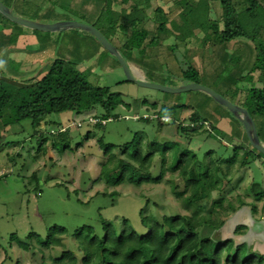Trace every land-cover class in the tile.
<instances>
[{
    "label": "rangeland",
    "instance_id": "rangeland-1",
    "mask_svg": "<svg viewBox=\"0 0 264 264\" xmlns=\"http://www.w3.org/2000/svg\"><path fill=\"white\" fill-rule=\"evenodd\" d=\"M1 1L12 6L14 14L41 22H48V15H57L63 20L91 23L97 29L104 30V25L109 26L113 19L109 13H104L98 18L106 0ZM123 1L116 0L112 9L119 11L122 7L129 8L132 3H139L141 7L150 4L146 10L148 18L144 24L150 31L156 28V6L165 10L172 25L182 24L183 19L179 16L181 7L174 0H128L122 3ZM235 2L239 10L246 6L244 0ZM260 2L264 5V0ZM220 15L221 7L215 3L211 17L219 18ZM1 18L6 25L14 27L19 35L32 31ZM187 33L188 30H185V34ZM194 33V36L187 37L185 41L176 40L170 33L161 34L159 44L155 48H147L143 56L135 50L132 59L122 47L126 32L118 31L114 39L108 33L105 35L117 47L124 60L132 65L133 75L140 78L139 75L143 74L145 81L169 87L187 83L181 76L180 67L185 65L186 58L200 71V84L210 87L235 103L241 104L245 90L250 86H262L259 81L251 83L240 79L237 84H231L232 82L227 80L229 74L233 78H239L253 66L255 50L251 41L236 38L223 44L202 46V31L195 29ZM39 34L43 33L35 32L37 38ZM45 34L48 39L52 38L54 54L51 58L62 57L75 62L79 69L88 72V79L93 84L109 86L111 90L121 92L124 103L115 110L119 117L108 119L100 127L88 123L90 116L96 112L101 113L99 107L82 113L65 111L49 114L45 122L41 121L38 127L39 132L49 137L44 145L45 154H42V150H37L38 136L30 120L16 123L3 132L2 142L12 143L5 144L0 150V264H49L52 258L60 254L63 247L76 250V240L70 234L82 225H91L96 234L102 235L101 218L113 222L119 229L120 221L125 217L136 232L144 233L147 228L141 222V210L144 214L158 219L164 214H190L196 211L195 206L187 209L182 200L175 197L172 186L168 183V173L160 183L143 182L140 185L128 182L114 185L104 179H98L105 160L100 137L103 143L111 142L120 146L130 141L138 132L144 136V144L153 140L159 143L164 140L176 141L178 147L175 151L187 146L200 160L206 157L209 149L214 150V157L229 156L233 145L244 141L241 123L207 93L200 90L169 93L127 81L117 59L95 37L82 30L73 28ZM173 44H176L174 51L170 47ZM235 50H239L243 57L238 65L232 66L229 59ZM224 68L227 70L224 71ZM20 69L16 59L9 60L8 64L3 59L0 60L2 76L8 73L11 77L14 76L13 78L23 79L26 73L18 74ZM236 86L240 91L232 98L233 89H226ZM144 99L146 102H142ZM152 103H157L158 107L175 103L189 104L202 118H207L208 123L187 143L186 138L176 133L175 125L165 124L163 128H159L155 120L147 122L138 119L140 116H152ZM191 113L192 109L181 111L179 121L189 124L186 118H189ZM253 119L259 139L264 143V115H256ZM210 122L214 127L209 133L205 128L210 126ZM78 123H81V126H78ZM61 126L69 127V147L65 150L59 149L63 145L62 141H58L54 147L50 138L51 130H58ZM0 127L2 128L1 122ZM88 131L91 132L89 138L86 137ZM174 150L170 152L173 153ZM114 152L119 154L118 148ZM157 159L158 155L155 156L151 169L153 176L160 172V161ZM33 172H36L35 176H32ZM173 178L178 181L176 175ZM253 180L261 182L264 188V157L251 161L241 172L235 174L231 185L225 187L230 191L226 194V200H231L237 205L240 196L247 205L242 207V211L237 210L229 215L226 224L221 228L222 236L231 235L235 224L243 222L248 216L256 220L264 219V197L259 201L254 200L249 189ZM113 192L116 194L112 195ZM221 193H215L213 198H218ZM252 203L257 207L255 213H251L248 206ZM206 206L205 209L209 208L210 202ZM52 225L65 227L67 234L57 235V244L50 248H42L36 237L30 240L26 238L30 231H34L39 235V239H43L48 227ZM12 233L17 235L18 240L30 241L31 249L19 247L17 240L10 242ZM247 242L253 251L264 254V238L251 237Z\"/></svg>",
    "mask_w": 264,
    "mask_h": 264
},
{
    "label": "trees",
    "instance_id": "trees-1",
    "mask_svg": "<svg viewBox=\"0 0 264 264\" xmlns=\"http://www.w3.org/2000/svg\"><path fill=\"white\" fill-rule=\"evenodd\" d=\"M115 1L106 0L98 18L109 13L113 19L109 26L104 25V30L98 29L104 35L108 33L113 39L118 31L126 32L122 47L130 59L135 50L143 56L147 48H155L161 34L170 33L176 40L185 41L187 37L195 35V29H200L203 33L202 46L223 44L236 38L251 41L255 50L253 66L239 78H233L229 74L227 80L231 84H237L241 80L251 83L259 81L262 86L252 85L247 88L241 104H237L245 107L252 118L264 115V5L260 0H244L246 6L240 10L237 9L235 0H174L181 7L179 16L183 19L182 24L172 25L165 10L156 6L154 31L144 25L148 18L146 10L150 7L149 3L142 7L139 3H132L129 8L122 7L115 11L112 9ZM215 3L221 7L219 18L211 17ZM7 21L10 22L8 19ZM14 25L18 26L16 23ZM185 30H188L187 34ZM175 46L176 44L170 46L172 51ZM242 57L239 50H235L229 63L236 66ZM184 59L185 65H180L182 78L187 83H200V71ZM88 76V72L79 69L75 62L62 57L50 58L38 72L23 79L0 75V150L5 144L12 143L2 142L3 132L23 120L31 121L38 136L37 150H42V154H45L44 145L49 137L39 132L38 127L51 113H82L99 107L101 113L96 112L90 116L95 122L88 118V123L97 127L104 125L108 119L118 118L115 110L124 103L122 93L111 90L109 86L93 84ZM229 89H233L232 98L239 94L237 86L226 91ZM142 102H146V99ZM151 105L152 116H140L138 119L147 122L155 120L159 128H163L165 124L175 125L176 133L186 138L187 143L208 123L207 118H202L189 104L175 103L160 107L157 103ZM186 109H192L189 118H186L189 124L179 121L181 111ZM161 117H169V120L163 121ZM213 127L210 122V126L205 129L210 133ZM90 135L91 132L88 131L86 137L89 138ZM243 136L244 141L234 144L229 156L214 157V150L209 149L203 160L187 146L175 151L178 147L176 141L164 140L159 143L153 140L144 144V136L138 132L130 141L120 146L111 142L103 143L100 137L105 160L98 179L114 185L123 182L140 185L143 182L160 183L168 173V183L171 184L175 197L181 199L187 209L195 206L196 211L190 214H164L158 219L141 210V222L147 228L144 233L136 232L125 217L121 219L119 229L113 222L101 218L102 235L96 234L91 225H82L70 234L76 240V250L63 247L49 264H264V254L253 251L243 237L247 230L243 222L235 224L231 235H221V228L229 215L237 210L242 211V207L247 205L240 196L237 205L226 200L229 189L225 187H229L235 174L241 172L251 161L264 157L263 153L250 146L245 132ZM69 137L68 126H61L50 132L54 147L58 141L63 142L59 147L61 150L69 147ZM116 148L119 154L114 152ZM157 155L160 172L153 176L151 169ZM174 175L178 177V181L174 180ZM256 187H259L258 190L254 189ZM249 189L254 200L259 201L264 197L261 182L253 180ZM217 192L222 193L218 198H213ZM115 194L116 192L112 193ZM209 202V208L205 209ZM248 206L251 213L256 212L254 203ZM64 234H67L65 227L52 225L48 227L43 239H39L34 231H30L26 238L30 240L36 237L42 248H50L57 244L56 236ZM14 240L18 241L19 247L31 249L30 241L18 240L17 235L12 233L10 242Z\"/></svg>",
    "mask_w": 264,
    "mask_h": 264
},
{
    "label": "water",
    "instance_id": "water-1",
    "mask_svg": "<svg viewBox=\"0 0 264 264\" xmlns=\"http://www.w3.org/2000/svg\"><path fill=\"white\" fill-rule=\"evenodd\" d=\"M0 15L18 25L31 30H38L42 32H61L75 28L84 31L85 33L91 34L111 55L117 59L125 73L126 80L129 82L169 93H182L194 90H200L207 93L215 101L224 106L241 123L250 146L256 151L264 154V144L259 139L254 119L245 107L238 105L210 87L197 82H189L180 86L169 87L135 77L131 67L124 60L120 51L109 41L107 37H105V35L99 29L94 26V24L75 20H58L54 22L30 20L14 14L13 7L6 5L1 0ZM243 224L247 229L246 233L243 235L245 239L249 240L251 237L264 238V219L256 220L253 217L248 216L247 219L243 221Z\"/></svg>",
    "mask_w": 264,
    "mask_h": 264
},
{
    "label": "crops",
    "instance_id": "crops-1",
    "mask_svg": "<svg viewBox=\"0 0 264 264\" xmlns=\"http://www.w3.org/2000/svg\"><path fill=\"white\" fill-rule=\"evenodd\" d=\"M48 17H50L48 22L63 20L57 15H55V17L48 15ZM4 29H6L5 35L2 34ZM40 33H43L39 34V37L41 38H37L34 31L19 35L18 31L14 29V27L6 25V22H4L0 17V60L3 59L4 62L6 61L8 64L9 60L16 59L21 67L18 74L22 75V73H26V76L35 74L42 67L43 63L45 61L48 62L54 54V50L52 48V38L48 39L45 32L41 31ZM14 36H16L15 39H13ZM129 66H131L132 69V65ZM13 74L16 73L13 72ZM6 76L11 75L6 73ZM139 76L140 79L144 78L143 74H140Z\"/></svg>",
    "mask_w": 264,
    "mask_h": 264
},
{
    "label": "built area",
    "instance_id": "built-area-1",
    "mask_svg": "<svg viewBox=\"0 0 264 264\" xmlns=\"http://www.w3.org/2000/svg\"><path fill=\"white\" fill-rule=\"evenodd\" d=\"M137 117V116H136ZM146 117V116H144ZM161 119L163 121H168L169 120V117H161ZM89 121H92V122H95V119H93L92 117H89ZM78 126L80 125V123L77 124Z\"/></svg>",
    "mask_w": 264,
    "mask_h": 264
}]
</instances>
